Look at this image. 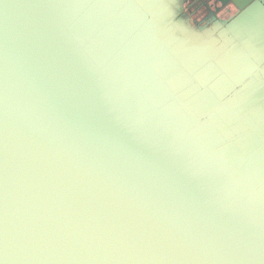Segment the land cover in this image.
I'll list each match as a JSON object with an SVG mask.
<instances>
[{
  "label": "water",
  "instance_id": "1",
  "mask_svg": "<svg viewBox=\"0 0 264 264\" xmlns=\"http://www.w3.org/2000/svg\"><path fill=\"white\" fill-rule=\"evenodd\" d=\"M220 2L0 0V264H264V0Z\"/></svg>",
  "mask_w": 264,
  "mask_h": 264
},
{
  "label": "flooded vegetation",
  "instance_id": "2",
  "mask_svg": "<svg viewBox=\"0 0 264 264\" xmlns=\"http://www.w3.org/2000/svg\"><path fill=\"white\" fill-rule=\"evenodd\" d=\"M171 4L175 9L173 20L178 19L191 31L209 28L212 25V19L220 17L216 11L221 6L220 0H171ZM232 14H227L226 17Z\"/></svg>",
  "mask_w": 264,
  "mask_h": 264
}]
</instances>
